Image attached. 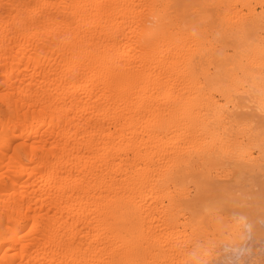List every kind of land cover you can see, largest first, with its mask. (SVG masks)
I'll use <instances>...</instances> for the list:
<instances>
[{
  "label": "bare ground",
  "instance_id": "1",
  "mask_svg": "<svg viewBox=\"0 0 264 264\" xmlns=\"http://www.w3.org/2000/svg\"><path fill=\"white\" fill-rule=\"evenodd\" d=\"M0 264H264V0H0Z\"/></svg>",
  "mask_w": 264,
  "mask_h": 264
}]
</instances>
